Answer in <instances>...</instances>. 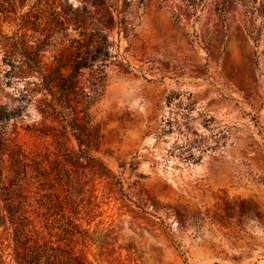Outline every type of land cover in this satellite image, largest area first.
Masks as SVG:
<instances>
[{
    "label": "rangeland",
    "instance_id": "374dc122",
    "mask_svg": "<svg viewBox=\"0 0 264 264\" xmlns=\"http://www.w3.org/2000/svg\"><path fill=\"white\" fill-rule=\"evenodd\" d=\"M14 1L0 104L15 117L0 143L43 174L61 164L75 200L30 169L11 200L33 241L51 242L37 205L50 194L90 233L71 245L82 264H264V0ZM11 231L0 227L2 264H14Z\"/></svg>",
    "mask_w": 264,
    "mask_h": 264
},
{
    "label": "trees",
    "instance_id": "16d2710c",
    "mask_svg": "<svg viewBox=\"0 0 264 264\" xmlns=\"http://www.w3.org/2000/svg\"><path fill=\"white\" fill-rule=\"evenodd\" d=\"M19 6L14 0H3L0 2V44L5 47L13 48L18 46L17 40L8 37L3 31V21L10 18L11 13L18 11ZM7 42H6V40ZM5 40V43L4 41ZM10 41V42H9ZM9 42V43H8ZM13 51H16V50ZM21 54L26 58L24 63L31 70L38 68V63L34 58L33 53L21 51ZM106 59L109 57L107 51L103 55ZM82 57L73 65V71L87 67V63ZM104 64L95 75L94 92L98 93L99 87L103 86V81L106 79V73L103 69ZM73 73L63 77L61 88L66 91L63 98L67 102L70 99L69 93L72 91L71 79ZM51 82V74L44 76L43 87L48 92L52 91L49 87ZM94 93V94H95ZM90 98V104L95 100L92 95H87ZM57 105L53 102L40 107V111L44 117L51 115V111H56ZM88 110V106L86 107ZM13 111L9 110L3 103L0 104V124L14 118ZM7 156V157H6ZM42 162L32 159L21 150L13 148L6 142L0 143V227L8 225L11 231V239L13 244L12 261L14 264H82L70 252L71 245L77 237H80L83 244L86 243L90 236L89 231L81 229L79 223L68 215L65 211L64 204L61 201H55L50 195H44L43 198L37 201L40 217L43 219V229L50 239V243L34 242V233L29 230L31 219L23 214V206L21 202L11 200V197L25 183L29 170H37L40 174L38 177L41 184L48 186L47 188H55L57 182L62 186V190L66 192L65 201L72 204L73 211L75 210V200L72 197L69 189L70 176L61 164L57 163L49 172L42 173ZM10 177L11 186L7 185L6 179ZM66 186V187H65ZM10 196V198H7ZM0 264L2 260L0 257ZM6 264H10L6 261Z\"/></svg>",
    "mask_w": 264,
    "mask_h": 264
}]
</instances>
